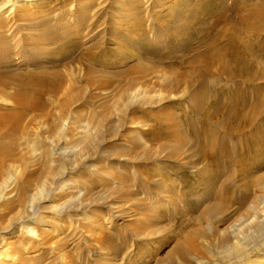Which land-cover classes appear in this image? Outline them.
<instances>
[{
    "label": "rangeland",
    "instance_id": "1",
    "mask_svg": "<svg viewBox=\"0 0 264 264\" xmlns=\"http://www.w3.org/2000/svg\"><path fill=\"white\" fill-rule=\"evenodd\" d=\"M240 1H36L48 24L31 32L33 44L23 42L22 63L0 60V78L48 68L59 74V85L43 96V110L23 120L13 136L15 156L0 170V264H101L102 249L110 263L166 264L176 237L165 241L150 232L178 219L164 209L154 212L155 221L145 218L137 202L175 197L195 214L220 197L237 201L245 184L264 175V81L245 90L224 75L208 88L197 83L216 73L212 64L204 71L207 46L223 43L221 18L233 19ZM258 44L264 50V36ZM256 102L258 113L239 123L238 115ZM9 107L0 92V108ZM177 123L186 135L191 127L212 128L205 142L213 141V154L196 150L191 158L167 128ZM172 152L178 157L165 162ZM191 159L198 164H185ZM260 185V191L251 185L244 207L231 203L221 226L233 230L238 218L249 217L239 239L255 252L264 251V228L259 234L254 227L264 225V181ZM255 196L261 203L251 215L246 208ZM90 213L97 217L91 225L84 221Z\"/></svg>",
    "mask_w": 264,
    "mask_h": 264
},
{
    "label": "bare ground",
    "instance_id": "2",
    "mask_svg": "<svg viewBox=\"0 0 264 264\" xmlns=\"http://www.w3.org/2000/svg\"><path fill=\"white\" fill-rule=\"evenodd\" d=\"M39 0H3L0 3V60L5 58H15L22 63L23 50L22 44L31 45L36 39H33V33L38 31L48 24V15L46 11L37 9L33 5L37 4ZM33 2V3H32ZM39 4H43L40 2ZM239 7L234 13L233 19H228L224 16L221 18L222 22L226 23V32L221 35L220 42L216 46L214 42L208 43L206 54V69L208 73V64H212L217 68L216 73H211V77H207L206 81L203 76L197 80L198 84L211 87L216 85L219 77L223 76L227 82L233 83L238 89L245 90L243 87H256L261 84L259 81H264V50H261L258 40L264 36V0H245L237 4ZM236 5V6H237ZM33 32V33H31ZM26 52L35 53L33 48H25ZM44 50V49H41ZM47 53V52H46ZM229 60H226V58ZM58 73L50 71L48 68L40 69L38 71L18 72L11 75L8 79L0 78V92L6 95L10 102L8 109L0 108V170L4 171L9 168L8 162L13 160L15 152H13L16 143L14 135L22 130V122L27 115L43 110L46 106L43 102V96L51 93L58 85ZM204 77V79H203ZM230 83V84H231ZM263 90H264V82ZM11 90L13 92L10 93ZM195 95H189L188 100L195 102ZM260 105L258 102L251 104V110L248 113L238 115V122H246L247 118L253 119L258 113ZM199 119L204 120L205 112L203 110L195 111ZM235 114V110L231 109ZM154 117V115H152ZM45 117L48 113L45 112ZM171 119V115L166 116V121ZM253 125V123H251ZM190 128V125H187ZM167 128L172 129L174 138L181 145L182 148L187 147L194 158V151L197 150L213 154L214 144L205 142V138L213 134L212 128H197L191 127L192 134L186 135L182 130L180 124L168 125ZM194 128H197L194 131ZM180 148V150H182ZM187 152V150H186ZM177 153L172 152L166 156V161L175 160ZM203 154V153H202ZM199 156V155H198ZM59 157V156H57ZM60 159V158H59ZM164 159V160H165ZM200 160V159H199ZM196 166L198 161L191 159L185 164ZM160 168H154L157 171ZM200 171V179L206 175V172ZM178 170V169H177ZM170 174L169 171H166ZM119 185L124 186L127 182L122 177L115 178ZM137 177H135L136 181ZM160 180V179H159ZM264 181V175H259L253 178L249 184H245L244 192L240 198L235 202L228 201L220 197L216 201L203 203L197 209L198 212H188L181 207L178 198L163 199L164 202L159 204L147 205L144 202H137L136 206L144 213L145 218L157 220L158 214L154 212L161 209L169 210L170 220L178 219L175 225L155 227L150 233L155 234L157 238L169 239V236L176 237L172 251L166 256V264H264V251L255 252L249 251L246 247L245 240H240L242 228L250 225L249 217L240 220L234 226L233 230L230 227H223L228 222L225 214L229 209H233L231 203H235L240 207L246 205L245 197L250 194L251 185L257 186L258 190L262 189L260 183ZM162 180L156 183L162 185ZM170 191L175 192L176 187ZM218 196V194H216ZM163 197V196H162ZM200 198L197 199L199 202ZM261 203L260 197L255 196V200L251 201L246 208V212L254 215L257 205ZM153 212V213H152ZM152 214V215H151ZM84 221L95 220L97 217L93 213ZM174 221V220H173ZM90 224V223H89ZM256 232L263 233L264 225L254 222ZM91 225V224H90ZM98 228H100L98 226ZM96 228L92 226L88 228L89 234H95ZM94 241L98 243L101 249L99 236H95ZM207 244V247L204 246ZM213 249L219 250L218 255L213 254ZM263 253V254H262ZM178 258V261L174 257ZM100 257L104 258L100 261L101 264H115L107 262V254L104 249L100 252ZM255 258V259H251Z\"/></svg>",
    "mask_w": 264,
    "mask_h": 264
}]
</instances>
